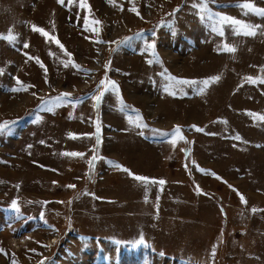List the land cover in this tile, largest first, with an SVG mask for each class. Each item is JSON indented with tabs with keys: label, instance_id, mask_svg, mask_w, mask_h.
<instances>
[{
	"label": "rangeland",
	"instance_id": "rangeland-1",
	"mask_svg": "<svg viewBox=\"0 0 264 264\" xmlns=\"http://www.w3.org/2000/svg\"><path fill=\"white\" fill-rule=\"evenodd\" d=\"M198 2L0 0V264H264V15Z\"/></svg>",
	"mask_w": 264,
	"mask_h": 264
},
{
	"label": "snow or ice",
	"instance_id": "snow-or-ice-1",
	"mask_svg": "<svg viewBox=\"0 0 264 264\" xmlns=\"http://www.w3.org/2000/svg\"><path fill=\"white\" fill-rule=\"evenodd\" d=\"M61 3H63V0H60ZM81 2L83 3V0H81ZM211 2V0H199V2L197 3V7L202 9V10H209L210 9L208 8L209 6V3ZM69 3H71V0H69ZM242 8H247L251 11H254V12H257L258 14L260 15H264V8H257L255 6V4L252 2V0H241V3L238 5ZM122 7V6H121ZM131 10L133 12H136L137 15H139V12L135 6V3H134V0H132V8ZM216 18L219 19L220 21V26L218 28H214V30L216 31H219L221 35H223V31H222V26H223V23H226V22H231L232 24L234 25H240L241 27L239 29H237L238 31H243L246 35H254L255 32H254V27L255 26H251V25H247L244 21H240V20H237L235 17H228L226 14H223V13H219V14H216ZM161 23H165V21H161ZM35 28V26H33ZM41 32H43L44 30L43 29H40ZM45 35H47L45 33ZM0 38H5V39H8L10 42H13L15 41L16 39V36L13 35L11 33V30H9V35L5 36L4 33H0ZM125 40L128 39V38H124ZM124 40H121L120 43H123ZM57 43H59V41H57ZM146 43L149 44V48L150 50H152L154 53H155V41H151V42H147ZM27 42H25V47H27ZM61 47H63V45H61ZM223 50H226V51H230V52H234L235 51V48L231 45H228L227 43L224 44V48ZM69 56H71V53H69ZM37 59V61L39 62V58H35ZM150 63L152 61H149ZM66 63V66H67V62ZM73 64H75L74 61H72ZM75 67L77 68H80V65L78 64H75ZM105 67H108V64H105ZM3 69H0V72H2ZM88 71V70H86ZM219 79V76H211V77H207L205 78L202 83L204 86H207L209 83L213 82V81H217ZM247 79L252 82V83H255L257 81V79H264V77H257V78H254V77H247ZM170 81H172L173 83H179V82H183V83H193V81H188V80H184V81H181L180 78H176V77H170ZM100 85H104L103 88H99L98 87V94L94 95L93 99H95L97 102H99L104 94L105 91H108L109 89H111L112 91H116L118 92L119 90V86L118 84L115 82V81H111L107 78V74H105V79L101 80L100 81ZM27 87V86H25ZM172 88V84L170 83L169 86L166 88V91L171 89ZM19 89H13V91H18ZM204 88L202 87L200 89L201 92H203ZM172 94L175 95V91H172ZM70 94H62L61 97H57V99H62L64 96H68ZM120 100H121V105H122V110H123V99L122 97H120ZM251 114V113H250ZM257 118L261 119V120H264V115H261L259 113L255 114ZM12 123L11 121H4V122H0V131H3L6 126L8 124ZM193 127H196V126H193ZM201 131H203V129H199ZM99 131H100V128H99V121H97V143H99ZM176 132L178 133L179 132V126L177 125L176 126ZM69 135H73L75 136L76 134L75 133H70ZM181 139H183V136H180ZM238 139L240 138L239 136L237 137ZM69 155H82V153H68ZM95 159V157H93V160ZM89 164H90V174H91V170H92V167H93V161H89ZM119 167L123 168V165H119ZM125 171H129L127 169H125ZM132 175L135 176L134 173H131ZM136 179L142 181V182H153L155 183V178H151V177H146V176H136ZM159 183L162 185L163 183H165L164 180H160ZM68 187H75L74 185H68ZM147 198V197H146ZM241 199L243 200V196H241ZM12 207L14 208H18V205L16 204L15 201H13V204H12ZM256 209H253V211H255ZM136 244H139V243H143V237L141 236V238L137 241H135ZM4 249L0 248V252H3Z\"/></svg>",
	"mask_w": 264,
	"mask_h": 264
},
{
	"label": "crops",
	"instance_id": "crops-1",
	"mask_svg": "<svg viewBox=\"0 0 264 264\" xmlns=\"http://www.w3.org/2000/svg\"><path fill=\"white\" fill-rule=\"evenodd\" d=\"M131 177H133V178H136V176H131ZM110 197V196H109ZM105 199H107V197H105ZM148 250H149V248H147ZM155 250H156V252H158L159 250H161L160 248H155ZM90 252H92V251H90ZM89 252V253H90ZM111 252H116V249H115V246H112V250H111ZM125 252V251H124ZM152 253H154V252H152ZM91 254V253H90ZM121 254H123V253H121ZM116 255H118V253H116ZM116 255H115V259H116ZM150 259H147V260H143L142 262H140V264H146V262H148ZM189 262H191V261H188V262H185V264H187V263H189ZM108 263V262H107ZM118 263V261H115L114 260V263H112V264H117ZM103 264H106V263H103ZM110 264H111V261H110Z\"/></svg>",
	"mask_w": 264,
	"mask_h": 264
},
{
	"label": "bare ground",
	"instance_id": "bare-ground-1",
	"mask_svg": "<svg viewBox=\"0 0 264 264\" xmlns=\"http://www.w3.org/2000/svg\"><path fill=\"white\" fill-rule=\"evenodd\" d=\"M167 46H168V45H167ZM160 106H161V105H160ZM163 106H164V105H163ZM163 106H162V107H163ZM158 110H159V109H158ZM173 118H174V117H173ZM108 195H109V194H108Z\"/></svg>",
	"mask_w": 264,
	"mask_h": 264
}]
</instances>
